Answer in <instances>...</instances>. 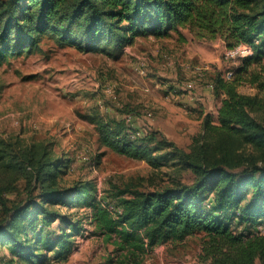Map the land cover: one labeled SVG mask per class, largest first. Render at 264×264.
I'll return each mask as SVG.
<instances>
[{
	"label": "trees",
	"instance_id": "trees-1",
	"mask_svg": "<svg viewBox=\"0 0 264 264\" xmlns=\"http://www.w3.org/2000/svg\"><path fill=\"white\" fill-rule=\"evenodd\" d=\"M180 27L220 38L226 48L252 49L230 79H213L220 104L215 115L202 116L187 149L164 135L132 137L121 120L91 121L100 146L155 170L190 171L192 181L118 188L112 210L93 180L63 184L66 161L47 143L0 139V244L17 261L41 264L50 251L66 259L86 221L112 247L102 264H143L155 246L194 234H203L207 264H264V0H0V65L38 51L45 40L112 54L138 37L164 38ZM244 82L256 92L241 93ZM18 179L27 197L8 206L2 194ZM62 206L84 209L85 216L63 214Z\"/></svg>",
	"mask_w": 264,
	"mask_h": 264
},
{
	"label": "rangeland",
	"instance_id": "rangeland-1",
	"mask_svg": "<svg viewBox=\"0 0 264 264\" xmlns=\"http://www.w3.org/2000/svg\"><path fill=\"white\" fill-rule=\"evenodd\" d=\"M226 49L220 38H198L185 27L164 38L138 37L112 54L59 48L45 40L38 51L0 65V139L15 145L47 143L53 156L66 161L63 184L93 180L96 194L112 210L116 208L112 194L118 188L148 191L171 184L173 178L191 182L190 171L155 170L145 161L100 146L91 118L121 120L132 137L164 135L187 149L201 130L202 116L215 115L220 104L213 79L219 74L228 80L225 72L240 64L225 57ZM238 90L256 92L248 82ZM12 187L2 194L8 206L27 197L24 180ZM60 211L85 216L84 209L76 207L62 206ZM3 216L0 204V220ZM58 223L55 220L51 227ZM91 230L84 221L73 237L71 254L58 260L50 251L41 264H102L112 247ZM203 242V234H194L159 244L145 255L143 264H207L201 258ZM0 257L6 264H26L17 261L6 245L0 244Z\"/></svg>",
	"mask_w": 264,
	"mask_h": 264
},
{
	"label": "built area",
	"instance_id": "built-area-1",
	"mask_svg": "<svg viewBox=\"0 0 264 264\" xmlns=\"http://www.w3.org/2000/svg\"><path fill=\"white\" fill-rule=\"evenodd\" d=\"M252 53V49L249 45L239 44L233 48H227L225 51V57L239 60L246 56H249ZM232 75V70H227L224 74L226 79H230Z\"/></svg>",
	"mask_w": 264,
	"mask_h": 264
},
{
	"label": "crops",
	"instance_id": "crops-1",
	"mask_svg": "<svg viewBox=\"0 0 264 264\" xmlns=\"http://www.w3.org/2000/svg\"><path fill=\"white\" fill-rule=\"evenodd\" d=\"M144 39H150V37H148V38H144Z\"/></svg>",
	"mask_w": 264,
	"mask_h": 264
}]
</instances>
